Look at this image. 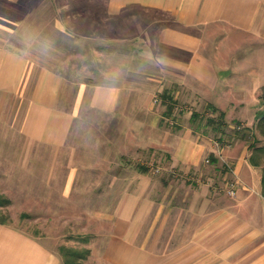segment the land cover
<instances>
[{
    "label": "crops",
    "instance_id": "0c3cea01",
    "mask_svg": "<svg viewBox=\"0 0 264 264\" xmlns=\"http://www.w3.org/2000/svg\"><path fill=\"white\" fill-rule=\"evenodd\" d=\"M101 8L100 31L114 17L115 41L133 45L116 52L132 67L114 83L66 80L0 46V184L19 193L12 206L31 209L35 193L32 209H49L54 223L79 212L101 225L88 264H264V169L249 162L251 132L235 131L253 130L264 110V0ZM210 109L224 114L222 143L191 121ZM235 179L232 199L225 187ZM0 264L64 261L44 238L0 224Z\"/></svg>",
    "mask_w": 264,
    "mask_h": 264
},
{
    "label": "rangeland",
    "instance_id": "374dc122",
    "mask_svg": "<svg viewBox=\"0 0 264 264\" xmlns=\"http://www.w3.org/2000/svg\"><path fill=\"white\" fill-rule=\"evenodd\" d=\"M102 3L103 0H0V46L23 55L28 60L29 66L52 70L66 80L98 84L114 83L129 67H132L128 63L117 61L116 52L130 51L133 45L129 40L115 41L112 32L120 21L114 17L108 18L107 31H100L99 27L104 23L99 15V12H102L99 9ZM135 19L134 23H139V26L145 23L141 19L138 20V17ZM126 24L130 26L131 22L128 20ZM120 26L118 24V27ZM102 36L106 37V41H103L105 39ZM204 114L209 116L210 113ZM86 116L89 119H98L91 114ZM199 120V118L195 119L194 124H198ZM170 121L172 124L169 125L174 126L175 119ZM112 140H114L113 133ZM11 141L10 164L11 169L14 170L20 143L18 137L12 135ZM49 151L48 148L44 149V155H50ZM10 179L9 183L18 184L17 175L12 174ZM0 194L10 202L1 210L6 216V225L44 238L45 242L57 246L60 253L62 248L77 253L88 250L92 238L100 230L101 225L92 223L91 219L90 223H87L86 218H81L79 212L71 218L75 221L77 219L75 223L52 222L49 209L43 210L40 207L38 209L37 205V210L32 209L37 202L35 193H31L32 208H23V211L19 206H12V201L18 200V196H15L19 194L18 192L15 193L11 188L6 189L0 184ZM26 212L29 215L43 213L44 217L34 222L32 219L29 220L30 217H27ZM86 261L88 256L84 264H88Z\"/></svg>",
    "mask_w": 264,
    "mask_h": 264
},
{
    "label": "trees",
    "instance_id": "16d2710c",
    "mask_svg": "<svg viewBox=\"0 0 264 264\" xmlns=\"http://www.w3.org/2000/svg\"><path fill=\"white\" fill-rule=\"evenodd\" d=\"M165 98H167L166 95H164V99ZM260 99L262 101V104H264V91H262ZM204 113H206V111L203 113L193 112L191 116L192 123L195 122V119L197 120L199 118L200 120L197 122L198 123L197 128L198 129L209 128L210 129L209 131H211L214 137H218L217 141L219 143L220 142L222 143L224 141L222 140V137L225 134L224 127L226 125L224 121V114L219 113L217 117L211 118ZM209 113H213V111L210 109ZM209 113L207 112V114ZM200 114L206 115V119L200 118ZM236 128H238V129H235L236 134H239V131L241 130L240 132L244 131L245 137L251 132L250 136L252 140L249 141V144H248L249 150L251 152L249 156V162L253 166H259V167H262V169H264V142H262V140H259L255 133V131H257L260 135L264 136V110L258 113L255 127H253V130L252 129H241L239 123H236ZM262 185H264V176H262ZM9 204L10 202L0 194V224H6L7 222L6 216L5 214H3L1 210L7 207ZM60 255L64 261V264H84L86 257L89 255V251L84 250L81 253H77L75 251L62 248Z\"/></svg>",
    "mask_w": 264,
    "mask_h": 264
},
{
    "label": "built area",
    "instance_id": "2783aa9c",
    "mask_svg": "<svg viewBox=\"0 0 264 264\" xmlns=\"http://www.w3.org/2000/svg\"><path fill=\"white\" fill-rule=\"evenodd\" d=\"M155 102H157V98L155 99ZM170 124H172L171 121H170ZM154 172L158 173L159 169H154ZM238 183H239L238 179H235L234 181L227 183L225 187V193L229 198L234 199L236 197V189H237Z\"/></svg>",
    "mask_w": 264,
    "mask_h": 264
}]
</instances>
